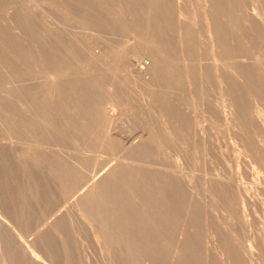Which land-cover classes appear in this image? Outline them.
Here are the masks:
<instances>
[{
  "label": "bare ground",
  "instance_id": "bare-ground-1",
  "mask_svg": "<svg viewBox=\"0 0 264 264\" xmlns=\"http://www.w3.org/2000/svg\"><path fill=\"white\" fill-rule=\"evenodd\" d=\"M60 1L64 4L69 2L68 0L66 3L64 0ZM60 1L53 0L52 2L61 3ZM81 1L83 5L89 2V0ZM116 1H113L114 4ZM129 1L136 3L134 0H126L127 3ZM90 2L93 4V1ZM107 2L109 3V1L105 3ZM145 2L146 12L144 10L145 14L140 17L132 14L136 11L135 9L131 13L123 12L114 15V17L117 16V19L113 17L116 20V23L114 21L115 28L117 22L118 27L119 22L126 25L125 30L122 28L123 34L117 32L121 37L117 35L124 40L122 46H114L115 44L108 46L109 44L95 42L89 32L82 34L86 38L89 37L88 39L91 38L92 41L82 38V41L85 39L87 42L74 44V40L70 42L71 36L68 34L72 29V22L66 21L71 19V17L66 18L68 15L64 17V21L71 25L68 32L67 28L65 30L60 28V22H57L59 19L53 20L58 23H55L54 29L53 26H50V30H47L45 26L43 27L46 29L38 27L41 23L38 24L40 14L44 15L46 12H43V9L40 16L36 13L38 19L37 15L35 17L31 15L32 13L27 14L30 18L29 22L36 25L35 29L33 27V30L27 29L25 24L26 30L23 27L25 25L21 24L23 29L19 34L17 31L7 32L14 33L13 38H17L16 41L19 42L22 51H20L21 60L14 59L15 57L12 56L7 58V67L9 70L13 67L18 69L19 73L16 72L18 73L16 75L22 72L21 82L19 80L18 83H21V88L25 91L7 93L4 97L6 107L0 110V133L2 132L3 135L2 141L0 140V150L12 155L13 164L23 165V170L18 177L26 189H29L31 178L28 169L32 168L33 171L30 170V172H33L31 175L34 189L31 188L34 191L39 189L45 195L46 192L56 194L55 205H62V207L64 205L60 211H55L56 209L50 206L52 209H49V213H59L47 226L48 228L46 227L44 232H37L36 236L41 237V234L49 236L48 233L55 232V229L51 231L50 227L54 228L57 221L69 219L71 223L72 219V221L75 220L73 222L78 223H74L75 225L87 226L83 228L85 230L88 228L93 236L90 238L95 239L96 246L102 251L101 247L105 244L107 246L112 239V232L117 231V239L119 238L120 242L118 248L116 249L115 245L112 246L110 242V245L116 249L115 252L112 248L114 250L113 260L111 259L113 262L117 259L120 262H128L131 258L132 264H264V225L260 229L258 220L255 226H259V230L252 232L253 230L249 229L250 235L243 240V243H246L245 247H239L236 244V238L235 242L233 241L232 227L230 228L232 234H228L231 238L223 232H221L223 234L218 233L223 242V246L220 247L221 251H218V246L216 249V238L212 235L211 237L208 235L201 245L198 228L194 226V223H197L195 222L196 215L202 211H197V208L203 207L202 202L206 199L213 202L214 199L226 196L229 200L227 208L231 211L229 216L226 213L227 217L230 221L235 220L236 224L243 222L245 228L247 226L250 228L256 223L255 220L258 217L256 215L264 212V0H199L197 17L200 21L198 24L202 28L201 35L194 27L197 22L193 25L183 18V15H188L186 9L188 0H147ZM89 3L86 4L88 9L91 8L90 5L93 7L95 4L96 6V3L93 5ZM118 3L115 4L116 7ZM136 4L139 8H143V3L141 6L138 2ZM37 6L42 7L36 3L34 10ZM52 6V8L56 7ZM69 6L65 7L66 11ZM100 6L95 8L96 12L98 11L96 17L101 14ZM128 6L133 7L132 4L131 7L128 4L125 9H128ZM110 7L114 6L110 5ZM116 7L114 9L118 12ZM58 9L56 8L57 11ZM28 10L26 12L30 13ZM69 10L72 12L71 9ZM90 10L87 12L88 17ZM57 11L54 9L52 15L57 14L58 16ZM48 13L44 15V18L45 16L52 17ZM75 14L77 15V12ZM103 14L104 11L101 14L103 17L98 15L99 20L97 18L95 20L99 22L101 19H107L108 16L104 14L105 18ZM194 14L193 11V17H196ZM60 15L61 13L59 17ZM91 15L93 18V11ZM22 16H19L20 20ZM74 17L82 19V17L72 15V18ZM193 17L189 18L194 19ZM110 18L109 16L108 19ZM195 19L194 21L197 20ZM18 20L15 22L18 23ZM95 22L91 23V26L99 27L100 24L95 26ZM111 22L109 24H112ZM91 26H87V30H94ZM7 27L11 28L9 25ZM112 27L114 28L111 25ZM96 28L95 33L97 31L100 34L104 29L102 28L99 32L100 28L98 30ZM2 31L6 32V30ZM103 32L111 35L106 31ZM128 35H134L136 40H131ZM39 36L42 40L48 41V43L45 42L47 45L49 43L50 45L45 46L43 42L41 44ZM200 37L203 39L200 40ZM11 38L7 39L10 41ZM37 39L40 44L35 45L33 42ZM15 43L12 45L14 46ZM3 55L5 56L4 53ZM0 59L4 57L0 56ZM145 60L148 61V65H144ZM134 62L139 63V70ZM4 75L3 73L1 77ZM3 82L7 84L5 80ZM8 84L11 85L10 82ZM217 85L219 87L218 97L213 93V88H217ZM30 89L33 93H27ZM203 90L211 95L207 96ZM11 91H13L12 88ZM193 98L197 99V104L194 103L199 107V110L194 108V112L201 110L200 113L208 115L207 117L205 114L206 119L210 122L214 120L219 123L216 124L218 127L223 125L226 128L223 129L228 131L233 151L238 152L232 164L235 167L234 172L223 170L222 173L214 174L209 161L203 159L204 170L203 173L201 171V174H198L193 164L191 165L186 159L185 149L188 147L193 150L196 144H200L210 149V153L216 147V145L213 147L210 127L203 125L205 117L199 113L196 115L197 111L196 114L191 111ZM70 135H74L75 140L81 146L86 149L89 147L93 153H102L109 157L117 155V157L111 158L114 161L111 164H108L106 159L96 161L93 170H87L84 163L94 162L95 157L87 158L86 154V158L81 156L75 162H71L64 155L65 152L62 153L64 148L62 145L66 137L69 138ZM222 142L225 144V139ZM108 144L113 146L112 149L114 148L111 153L106 151ZM182 145L185 149L180 147ZM165 149L168 152L164 151ZM175 151H179L178 156L182 155L186 165L185 169L176 167L179 159L175 167L160 162L162 154ZM225 158L227 159V156ZM221 165L220 167L225 169V165L223 164L224 168ZM1 193L0 190V233L5 237H13L18 248L31 264H45L40 258L37 260L34 255L33 242L36 240L33 239L26 243L21 241L24 236L17 228V223L21 220L18 221L10 214V204L6 201L7 199L5 201L3 200L5 198L1 199ZM39 195L41 197V193ZM34 196L32 198L36 197ZM22 198L24 200V197ZM22 198L20 197L21 200ZM23 200L21 202L26 201ZM224 201L220 199L219 203ZM224 204L228 205V202L220 203V205ZM201 207L199 208L203 209ZM179 208L181 213L178 211ZM208 208L206 207L207 212H209ZM28 209L30 212L31 208ZM21 210L23 209L21 208L17 213L20 214ZM49 213H47L48 216ZM178 213L180 219L178 217L176 222L180 220V226L175 229L177 230L175 240L169 244L171 225ZM18 214L17 216L21 218ZM205 217L207 218V214ZM199 219H201L200 215ZM232 223L235 225L234 221L230 222L231 225ZM56 224L59 230L58 224L61 222ZM83 228H79L80 231ZM59 236H61L60 233ZM62 239L66 241V238ZM63 240L60 242L64 244ZM69 247V250L75 249ZM137 249H142L141 254L145 249L146 255L144 254V257L136 255ZM62 251L57 250V255L65 258L66 253L64 255ZM77 253L80 257L81 252ZM66 257L65 259L71 264L72 258ZM9 262L10 260L5 264H10Z\"/></svg>",
  "mask_w": 264,
  "mask_h": 264
},
{
  "label": "rangeland",
  "instance_id": "rangeland-1",
  "mask_svg": "<svg viewBox=\"0 0 264 264\" xmlns=\"http://www.w3.org/2000/svg\"><path fill=\"white\" fill-rule=\"evenodd\" d=\"M20 1V2H19ZM34 1H36L35 2V4H34ZM38 1V2H37ZM48 1H49V3H48ZM53 0H0V26H2V27H4V26H6V27H4L3 29H1L2 27H0V35H2L3 36V38H2V36H0V40H1V42H0V47H2V48H0V56H1V58H3L4 57V59H0V62L3 60L4 62L2 63H0V72H2V73H0V74H2L3 75V73L5 74L4 75V77H1L0 76V79H2L3 81L5 80V83H7V84H4V82L2 81L1 83H0V95L2 96H0V110H3V109H5V107H6V101H5V95L7 94V93H22V92H24L23 90H22V85H20L21 83H18V81L19 82H21V79H22V72H21V74L20 75H16V74H18L19 73V71H18V69H16V68H12L11 70H9L8 69V59L7 58H9L10 56H12L14 59H19V60H21L22 59V57H21V47H20V44H18L19 42L18 41H16L17 40V38L15 37V38H13L15 35H13V34H9V33H12V32H18V34L20 33V32H22V25H27V27H26V25L25 26H23V27H25L24 29H31V30H33V28L35 29L36 28V25H33V23L31 22H29V20H30V18H29V16L28 15H30L31 13V15H33V16H35L36 17V15L38 14H40V12L42 11V9H43V12L44 11H48L49 10V8H50V11H48L47 13L50 15V16H52V17H49V16H45V18H44V15H47V13L46 12H44L45 14L43 15V14H40L39 16H40V18H42V19H40L39 17H38V15H37V19L39 20L38 21V24L40 23V26L38 25V27H43V26H45L46 28H48L47 30H50V28L53 26V29H54V26H55V23H57V22H60L59 23V25L61 26L60 28H64V30H65V28H67L66 29V31L68 32L71 28H70V26L72 25V29L70 30V32H68V34L71 36L70 38H71V40H70V42H73L72 40H74V44H82V43H84V41L85 42H87V41H92V40H90V39H88L89 37H84V33L86 32H89V33H91L92 34V38L95 40V42L97 41L98 43H105V45L107 44H109L108 46H113L114 44V46H122V44H123V42H124V40H122V38H120L121 36L119 35L120 33L119 32H121V34H123L122 33V31H123V29L126 27V25H125V23H122L121 22V24H122V26H121V24H120V22H119V27H118V22H117V27L119 28H115V25L116 24H114V21H115V23H116V20H114V18L115 19H117V16H115L114 17V15H117L118 13H126V12H129V13H131L132 12V10H136V11H134V12H132V14H136L137 16H141V15H143V14H145L144 12H146V6H145V4L147 3V2H145V1H147V0H143L142 1V3L144 4V2H145V4L144 5H142V3H141V0H137V1H135L134 0V2H138V4L139 3H141V4H139L140 6L142 5V7L144 8H141V9H143V10H141L140 8H139V6H137V4L136 3H133V2H131V1H129V2H131V4H132V6L133 5H135V6H133V7H131V4L128 2H126V0L124 1V0H120L119 1V3L116 1V0H106V1H109V3L107 2V3H105L106 1L104 0V2H103V0H96L97 2H94L95 0H89V2L90 1H93V4L94 3H96V6H97V8H99V6H100V3L101 2H103V3H101L102 5L100 6V9L99 10H101L100 12H101V14H102V12L104 11V14H106V16H108V18H109V16L111 17L110 19H108V21L109 22H111L112 24H109V22L107 21V19H103L105 22H102L103 20L101 19V21H99L98 22V20H99V18H98V15H97V17H96V13H98V11L96 12V10H95V8H96V6H95V4H94V6L92 7L91 5L89 6V7H91L92 9H94L95 10V12H94V10H92L91 8H89L88 9V6L86 5V4H88L89 2H87L88 0H85V2H87L86 4H82V1L81 0H68L69 2H68V4L66 3V0H64V2L66 3V4H64L62 1H60V0H56V1H60L61 3H59V2H52ZM101 1V2H100ZM113 1H116V3H118L119 5L121 4V6H119L118 4H117V7H116V3L114 4V2ZM121 1H124V2H121ZM128 1V0H127ZM133 1V0H132ZM197 1V2H196ZM198 1L199 0H188V4H187V6H186V9H187V12H188V15H190V16H188L187 14H185V15H183V18H184V20L186 19V21H188L189 23H191V24H196L195 22H197V24L194 26L195 27V29L200 33V35L202 34V28H201V25H199L198 23H200V21H198L199 19H198V17H197V14H199V7H198ZM9 2H11V4L9 3ZM22 2V3H21ZM40 2V3H39ZM84 2V1H83ZM84 2V3H85ZM121 2V3H120ZM126 2V3H125ZM9 3V4H8ZM14 3V4H13ZM30 3V4H29ZM36 3L38 4V5H41L42 7H40V6H37L36 8L37 9H35L34 10V6L36 5ZM129 4L130 5V7L131 8H129V6H128V9L126 8L125 9V7L127 6H124L125 4ZM13 4V5H12ZM27 4H29V5H27ZM33 6H32V5ZM45 4V6H43ZM70 4H72V5H70ZM89 4H92L91 2L89 3ZM92 4V5H93ZM106 4H108L107 5V7H105L106 6ZM52 5H54V6H56L55 8H52L53 6ZM66 5V6H65ZM70 5V6H69ZM99 5V6H98ZM104 5V6H103ZM110 5L111 6H114V7H112L113 8V10H112V8L110 7ZM60 6H65V7H68L69 6V9H71L72 10V12L69 10V9H67V11H66V8H65V11H66V13H65V11H64V8H61ZM87 6V7H86ZM119 6V7H118ZM192 6V7H191ZM11 7V8H10ZM20 7V8H19ZM34 7V8H33ZM41 8V10H38V9H40ZM48 7V8H47ZM60 7V8H59ZM104 7V10H102V8ZM116 7V10H118V12L117 11H115V8ZM123 7V10H121V8ZM135 7V8H134ZM32 9L31 11L30 10H28V9ZM46 8V9H45ZM53 10H52V9ZM56 8L58 9V11L56 10ZM87 8V9H86ZM96 8V9H97ZM119 8V9H118ZM198 8V9H197ZM54 9H55V11H57L56 13H58V16H57V14L54 16V15H52V14H54ZM93 11V18H91V14H92V11ZM108 10L106 13H105V11L106 10ZM191 9V10H190ZM193 9V10H192ZM24 10V11H23ZM28 10V12L30 11V13H27L26 11ZM33 10H34V12H35V14H34V12H33ZM75 10V11H74ZM88 10H90L89 11V17L87 16L88 15ZM128 10V11H127ZM145 10V11H144ZM196 10V11H195ZM198 10V11H197ZM71 13H70V12ZM120 11V12H119ZM144 11V12H143ZM191 11H192V13H191ZM193 11H194V15H196V19L193 17ZM9 12V13H8ZM23 12V13H22ZM24 12L26 13L25 15H24ZM39 12V13H38ZM62 12H64V14L62 13ZM73 12H74V14H73ZM77 12V15L75 14ZM99 12V13H100ZM114 12H116V13H114ZM135 12H137V13H135ZM17 13V14H16ZM37 13V14H36ZM42 13V12H41ZM51 13V14H50ZM61 13V15H60V17L61 18H63V19H61L60 17H59V14ZM69 13V14H68ZM91 13V14H90ZM94 13H95V15H94ZM108 13L110 14V15H108ZM113 13V14H112ZM23 16H22V15ZM28 14V15H27ZM73 16H77V17H82V19H79V18H76V17H74L76 20H73L74 18H72V15ZM99 15V16H102V15ZM103 14V15H104ZM43 15V16H42ZM68 15V16H67ZM70 15V16H69ZM113 15V16H112ZM192 15V16H191ZM19 16H22V20H20V17ZM67 16V17H66ZM105 16V15H104ZM106 16H105V18H106ZM46 17H47V19H46ZM55 19H54V18ZM64 17H66V18H70L71 17V19H68V20H66V21H68V22H72L71 23V25H68V24H70V23H67L66 21H64L65 20V18ZM85 17H86V19H85ZM103 17V16H102ZM114 17V18H113ZM191 17H193L196 21H194V19H190ZM14 18H16L15 20H14ZM19 20H18V19ZM87 18H88V20H87ZM90 18H91V20H90ZM98 19V20H95V19ZM25 21H24V20ZM56 19H59V20H57V22L56 21H53V20H56ZM19 21L18 23L17 22H15V21ZM41 20V21H40ZM52 20V21H51ZM71 20H73V21H71ZM85 20V21H84ZM87 20V21H86ZM191 20V21H190ZM193 20V21H192ZM64 21V22H63ZM83 21H84V23H83ZM91 21V22H90ZM95 22V26H98L99 24V27H92L91 26V23L92 22ZM15 22V23H14ZM62 22H63V24H62ZM93 22V23H94ZM98 22V24L96 25V23ZM102 22V23H101ZM2 23V24H1ZM17 23V24H16ZM28 23H30V24H28ZM92 23V24H93ZM104 23V24H103ZM5 24V25H4ZM11 24V25H10ZM22 24V25H21ZM49 24V25H48ZM58 24V23H57ZM105 24H106V26H105ZM110 26H109V25ZM114 24V25H113ZM139 24V23H138ZM11 26V28L13 29H11L10 27H7V26ZM20 25V26H19ZM31 26V28H30V26ZM103 25V26H102ZM111 25L112 26H114V28L112 27L111 28ZM51 26V27H50ZM79 26V27H78ZM90 27L91 26V29L92 28H94V32H92V30H87V28L88 27ZM142 26V25H141ZM33 27V28H32ZM45 27H43V29L45 28ZM80 27H82V28H80ZM108 27H109V29H108ZM199 28V29H201L200 31H199V29H197V28ZM7 28V29H6ZM10 28V29H9ZM16 28V29H15ZM19 28H20V31H18L19 30ZM45 28V29H46ZM74 28H76V29H74ZM86 28V29H85ZM95 28H96V30H98V28H100L99 29V32H101V30H102V28H107V29H103L102 30V32L103 31H106V32H108V33H110L111 35L109 36V35H106V34H104V32L102 33L101 32V34L100 33H98L97 31H96V33H95ZM123 28V29H122ZM11 31H9V30ZM26 29V30H27ZM83 29V30H82ZM90 29V28H89ZM113 29V30H112ZM143 29V28H142ZM2 30H6V32L5 31H2ZM75 30V31H74ZM112 30V31H111ZM115 30H116V33H115ZM120 30V31H119ZM125 30V29H124ZM23 31H25V30H23ZM114 31V32H113ZM143 31H144V29H143ZM5 32V33H4ZM7 32H9V33H7ZM74 34H73V33ZM119 34H118V33ZM84 35H83V34ZM107 33V34H108ZM113 33H115V35H114V37H117V38H114V37H112L113 36ZM4 34H6V36L4 37ZM17 34V33H16ZM96 34V35H95ZM120 36H118V35ZM8 35V36H7ZM9 35L15 40H13L11 37H9ZM72 35H74V37H75V39H77V41H75V39H74V37L72 36ZM97 35H100V36H97ZM102 35V36H101ZM117 35V36H116ZM108 36V37H107ZM129 36V38L131 39V40H136V39H134V38H136L134 35H128ZM40 37V36H39ZM81 37V38H80ZM101 37H103V39L101 38ZM6 38V39H5ZM7 38H11L14 42H16L15 44H16V46H15V44H14V46L12 45L14 42L10 39V41H9V39H7ZM70 38H68V39H70ZM82 38H85L84 39V41H82L83 39ZM105 38H107V39H105ZM110 38V39H109ZM120 40H119V39ZM82 39V40H81ZM99 39V40H98ZM203 38L202 37H200V40H202ZM3 40V41H2ZM6 41V43H5V41ZM36 40V39H35ZM39 40H41L40 42H41V44H43V43H45V42H47L48 43V41H46V40H42V38L40 37L39 38ZM39 40L37 39V41H34L33 43H35V45L36 44H40V42H39ZM12 41V42H11ZM100 41V42H99ZM120 41H121V43H120ZM43 42V43H42ZM69 42V43H70ZM115 42V43H114ZM117 42V43H116ZM118 42H119V44H118ZM9 43V44H8ZM11 43V44H10ZM72 43V44H73ZM46 44V43H45ZM44 44V45H45ZM111 44V45H110ZM12 46V47H10V46ZM18 45V46H17ZM43 45V46H44ZM48 45H50V43L48 44ZM47 44L45 45V46H48ZM124 45V44H123ZM38 46H42V45H38ZM4 47V48H3ZM15 49V50H14ZM21 51V52H20ZM13 54V55H10L11 53ZM15 52H16V54H15ZM19 52V53H18ZM3 53L5 54V56L3 55ZM9 54V55H6V54ZM21 53V54H20ZM20 55V56H19ZM8 56V57H7ZM18 56V57H17ZM30 57V56H29ZM117 57V56H116ZM6 58V59H5ZM5 61H6V63H5ZM147 60H145V61H143V63H144V65H148V61L146 62ZM134 64H135V66H136V68H137V70H139L140 69V66H139V63H137V62H134ZM137 64V65H136ZM4 70H3V69ZM2 70V71H1ZM9 70V71H8ZM14 70V71H13ZM7 72H9L8 74H7ZM16 72H18V73H16ZM15 73V74H14ZM7 74V75H6ZM11 74V75H10ZM15 75V76H14ZM8 76V77H7ZM12 78H11V77ZM7 77V78H6ZM11 78V79H10ZM13 78H15L14 80H12ZM20 78V79H19ZM6 79L11 83V85L10 84H8L9 82L8 81H6ZM11 80H12V82H11ZM15 81V82H14ZM16 83H18V84H16ZM13 84H15V85H13ZM4 85V86H3ZM7 85V86H6ZM9 85V86H8ZM11 86V87H10ZM6 87V88H5ZM8 87H10V89L8 88ZM11 88L13 89V91H11ZM15 88H16V90H15ZM18 88V89H17ZM20 89V90H19ZM214 89H216V90H214ZM18 90V91H17ZM206 90V89H205ZM205 90H203V92L204 93H206L205 92ZM20 91V92H19ZM213 93H215V96H217V94L219 93V87H218V85H217V88L216 87H214L213 88ZM215 91H217V92H215ZM28 92H31V93H33V91L30 89L29 91H27V93ZM3 94V95H2ZM207 94V96L208 95H211V93L209 94V93H206ZM134 96V95H133ZM218 97V96H217ZM197 104V99L195 100L194 98H193V107L191 106L190 108H192V110L191 111H193V113H195L196 114V111L194 112V110L195 109H198L199 110V107L198 106H195V103ZM3 103V104H2ZM195 106V107H194ZM197 107V108H196ZM195 108V109H194ZM201 111V110H200ZM200 111H197V114L196 115H198V113H199V115H203L204 117H205V119H203L204 120V122H203V120L201 121V122H203L204 124L203 125H208L209 127H210V129H211V133H212V142H213V147H215V145H216V147H217V151H216V147H215V149L213 148L211 151H212V153H210L209 151H210V149H207V147L205 148V147H203L202 145H200V144H196L195 145V147L194 146H191V147H194L193 148V150H192V148H184V146L182 147V146H180L182 149H185V156H186V159L190 162V164L194 167V169L196 170L195 172H197L198 174H201V171H202V173H203V170H204V166H202V163H203V165H204V162H203V159H205L206 161H209L208 163L210 164V166H211V169L213 170L212 171V173H214V174H218V173H222L223 172V170H224V172L225 171H232V172H234L233 171V169H235V167H234V165H232L233 163H234V160H235V158L238 156V152L236 151V150H234L233 151V146H232V141H230V135L228 134V131L227 130H224V129H226L223 125L222 126H220V127H218V125H216V124H219V123H217V122H215L214 120H212V122H210V120L209 119H206V116L208 117V115L206 114V116H205V114L203 113H200ZM208 120V121H207ZM214 121V122H213ZM211 124V125H210ZM217 126V127H216ZM215 128V129H214ZM218 128V129H217ZM224 128V129H223ZM221 131V132H220ZM222 132H226L225 134H223ZM71 134H73V133H71ZM215 134H216V136H215ZM228 134V135H227ZM218 135V136H217ZM3 135H2V132L0 133V140L2 141V137ZM71 136V135H70ZM69 136V138L68 137H66V141H65V143L62 145L63 147H61V148H63V150H62V153H64V155L66 156V157H68L70 160H71V162H75L76 161V159L77 158H79V157H81L82 156V158H86V154H87V158L88 157H95V160H94V162H85L84 163V165H86V166H84L87 170H93V165L95 164V162L97 161H103V159L105 160L106 159V161H107V163L108 164H111V163H113L114 161H113V159H111V158H114L115 159V157H117V155L116 156H114V157H109V156H106V155H104V154H102V153H93L91 150H90V148L89 147H87V146H85V147H87V149L86 148H84V146H81V144H79V142H77V140H75V138H74V135H72L71 137ZM215 136V137H214ZM220 136H221V138H220ZM224 136V137H223ZM219 138V139H218ZM213 139H214V141H213ZM224 139H225V144H224V142H222V141H224ZM0 141V142H1ZM227 141V142H226ZM222 142V143H221ZM229 142V143H228ZM68 143H70V144H68ZM72 143V144H71ZM215 143V144H214ZM198 146H199V148H198ZM75 147V148H74ZM110 147H111V149H112V145L110 146V144H108L107 146H106V151L107 152H112V151H114V148L111 150L110 149ZM202 147H203V151H202ZM229 147V148H228ZM226 148H228V149H226ZM231 148H232V150H231ZM207 149V150H206ZM65 150H67V151H65ZM190 150V151H189ZM191 150H192V152H191ZM233 153H235V154H231L232 152ZM64 151V152H63ZM164 151H167L166 149L164 150ZM187 151V152H186ZM194 151V152H193ZM198 151V152H197ZM214 151H216V152H214ZM221 151V152H220ZM2 152V153H1ZM68 154H67V153ZM168 152V151H167ZM178 152L179 151H175V152H169V153H167V154H162L161 156H160V158H162V161H160V162H163V163H166V165H170L171 167H175L176 165H177V162H178V165L176 166V167H178L179 169H185L186 168V165L184 164V160H183V158H182V155H180V156H178ZM200 152H201V154H200ZM203 152V153H202ZM219 152V153H218ZM224 152H226L225 154H224ZM0 190H1V194H2V196H4V197H2L1 196V199L2 198H5V199H3L4 201L6 200L9 204H10V214L11 215H13L14 217H16V219L18 220V221H20V222H18V223H20V224H18L17 223V228L19 229V231L23 234V238L21 239V241L22 242H24V243H26V242H31V241H33V239H34V241L35 242H33V246H34V248H33V252L35 253L34 255H35V257H36V259L38 260V258H40L45 264H70V262L68 261V260H66L65 258H67L66 256H68V258H72V263L71 264H107L106 262H109L108 264H132V261H131V258L128 260V262H120L119 261V259H117V261H112L113 260V252H114V250H115V252H116V249L118 248V245L120 244V242H119V238L117 239V231L115 230V231H113L112 232V239H110V242L112 243H110V242H108V244H107V246H108V248H107V246H106V244L105 245H103V247H101L102 246V244H100L101 246V248L103 249V251L100 249V248H98L97 246H96V242H95V239L93 238H90L92 235L90 234V232H89V230H88V228H86V230L84 229L85 227H87L86 225H85V227L84 226H82V225H84V224H79V226L78 225H75V224H78V223H76V222H73V221H75V220H73L72 221V219H71V223H70V221H69V219H61V220H59V221H57L56 223H59V222H61V224H58L59 226V230H58V228H56L57 227V224L55 223L54 225H55V227L54 226H52V227H54V228H51L50 227V229H51V231H54V229H55V232H53V233H48L49 234V236H50V238H49V236H46V235H43V234H41V237H39L38 235L36 236V234H37V232L39 233L40 231H42V232H44V230L46 229V227L48 226V225H50L51 223H52V220L55 218V216L59 213H57V212H53V213H49V209H52L51 207H53V209L55 208L56 210L55 211H60V210H62L63 208H64V205H63V207H62V205H55V198H56V194L54 195V194H51L50 192H46V195L42 192V191H40L39 189H35V191L33 190L34 189V186H33V177H32V171H33V169L31 168V169H28V174L30 175V180H29V189H26L24 186H23V184L21 183V181H20V178L18 177L19 176V174H20V172L23 170V165H21V163H12V155H10L9 153H3V151L2 150H0ZM217 156H215L214 154ZM4 154V155H3ZM6 154V155H5ZM8 154V155H7ZM204 156H203V155ZM213 154V155H212ZM104 155V156H103ZM184 155V154H183ZM212 155V156H211ZM219 155V156H218ZM234 155H235V157H234ZM84 156V157H83ZM167 156V157H166ZM201 156V157H200ZM227 156V159L225 158ZM179 157V158H178ZM211 157V158H210ZM215 157V158H214ZM221 159H219V158ZM234 157V158H233ZM96 158H97V160H96ZM200 158H202V159H200ZM232 158V159H231ZM102 159V160H101ZM164 159V160H163ZM170 161H169V160ZM179 159V160H178ZM226 159V160H225ZM168 160V161H167ZM178 160V161H177ZM204 160V161H205ZM216 160V161H215ZM221 163V161H222V165L220 164V163H218V161ZM202 161V162H201ZM230 161H231V163H230ZM171 162V163H170ZM173 162H175L174 164H173ZM181 162V163H180ZM211 162V163H210ZM11 163V164H10ZM199 164H201V165H199ZM223 167V164L225 165L224 167H225V169H222L221 167H220V165ZM13 165V166H12ZM214 165H215V167H214ZM218 165H219V167H218ZM234 167H232V166ZM13 168H12V167ZM3 167V168H2ZM20 167V168H19ZM182 167V168H181ZM199 167V168H198ZM202 167H203V169H202ZM223 167V168H224ZM14 168H15V170H14ZM215 169V170H214ZM221 169V170H220ZM5 170V171H4ZM30 170H32L31 172H30ZM86 170V171H87ZM2 171V172H1ZM5 172V175H4V172ZM2 173V174H1ZM2 175V176H1ZM12 175V176H11ZM8 182H11V183H8ZM18 182V183H17ZM30 182H31V186H30ZM238 183H240L239 181H238ZM6 184V185H5ZM15 184V185H14ZM16 186H19V187H16ZM33 189H32V188ZM7 188V189H6ZM6 189V191H4ZM27 192H26V191ZM38 190V191H37ZM4 192H6L5 194H4ZM19 192V193H18ZM32 192V193H31ZM41 193V197H40V194ZM6 195H8V196H6ZM24 195V196H23ZM26 195V196H25ZM32 195V196H31ZM36 197H35V196ZM37 195H39V196H37ZM6 196V197H5ZM35 197V198H32V197ZM20 197L22 198V197H24V200H26V201H24L23 200V198H22V200L24 201V202H21L22 200L20 199ZM50 198V199H49ZM40 199V200H39ZM220 199H222V201H224V202H228V205H225V204H227V203H225L224 205H220V203L221 204H223L224 202H220L219 203V201H220ZM220 199H214V201L212 202L211 200H205V201H203L202 203H203V207H201V206H199V207H201V208H203V209H200L199 207L197 208V211L199 210H202V211H200L201 212V214H200V212H198L199 214H197L196 215V219H195V222L197 221V223H194V226H196L197 228H198V231H199V240H200V244L202 245L204 242L203 241H205V239H206V237L209 235H212V236H214L215 238H216V242H215V247H216V249H218L219 248V250L218 251H221V249H220V247L221 246H223V242H222V240H221V235L220 234H232V232H230L231 231V229L234 231L233 233V235L234 236H232V238H234L233 239V241L234 240H236L237 241V245L239 246V247H241V246H243V247H245L246 245H244V244H246V243H243V240L245 239V238H247L250 234V232H248L249 231V229L250 230H253L252 232H255V231H257V230H259L258 229V227H256L255 225L256 224H258L257 223V220H258V222H259V224L258 225H260V229H262V227H263V222H264V212H263V214H258V215H256V217H257V219L255 220L256 221V223H254V224H252L253 225V227H252V225H251V227L249 228L248 226L245 228L244 226H245V224H243V222H241V223H238V224H236V222H235V220H231L230 221V219L227 217V215L229 216L230 215V213H231V211H229L230 209H228L227 207H229V200L227 199V197L225 196H222V198H220ZM204 200V199H203ZM219 200V201H218ZM35 202H37L36 203V205L34 204ZM34 204V205H33ZM54 204V205H53ZM39 207H38V206ZM31 206V207H30ZM43 208H42V207ZM51 206V207H50ZM60 206H61V208H60ZM226 206V207H225ZM205 207V208H204ZM206 207H209L208 209H209V212H207L208 210H206ZM222 207H224V208H222ZM23 209V210H21V213L20 214H18L20 211V209ZM28 208H31V210L32 209H34V210H32V211H34V213L30 210V212H29V209ZM40 208V209H39ZM226 208V209H225ZM19 209V210H18ZM37 209H38V211H37ZM43 209H44V211H43ZM221 209V210H220ZM36 210V211H35ZM204 210H206V212L204 211ZM17 211H18V213H17ZM178 211H180L179 213H181V209L179 208V210ZM222 211V212H221ZM38 212V213H37ZM207 214V218L205 217V213ZM35 213H37V214H35ZM47 213H49V216H48V214ZM178 213V215H176L177 217H175V221H173V223H172V225H171V229H170V234H169V239H168V242H169V244L170 243H172L174 240H175V237L177 236V230H175V229H178L179 228V224H180V220H177V222H176V219L180 216V214ZM220 213H222V214H220ZM226 213H227V215H226ZM17 214L18 215H20L21 216V218L19 217V216H17ZM51 214V215H50ZM55 214V215H54ZM205 214V215H204ZM33 215V216H32ZM35 215V216H34ZM199 215H200V217H201V219L203 220V222H202V220L201 219H199L198 220V218H199ZM223 215H226V216H223ZM39 216V217H38ZM204 216V217H203ZM221 216H223V217H221ZM32 217H34V218H32ZM225 217V218H224ZM260 217H261V220H260ZM45 218V219H44ZM204 218H205V221H204ZM228 220H227V219ZM259 218V219H258ZM37 219V220H36ZM49 219V220H48ZM178 219H180V217L178 218ZM224 219H226V220H224ZM242 220V219H241ZM263 220V221H262ZM199 221V222H198ZM232 222V221H234V223H235V225L233 224V225H231L230 224V222ZM37 222V224H35ZM73 222V223H72ZM213 222V223H212ZM240 222V221H239ZM25 223V224H24ZM75 223V224H74ZM176 223H178V225L176 224ZM214 223H215V225H214ZM223 223V224H222ZM21 224H22V226H21ZM40 224V225H39ZM47 224V225H46ZM195 224H198V225H195ZM262 224V225H261ZM37 225V226H36ZM46 225V226H45ZM175 225H176V228H175ZM217 225V226H216ZM241 225V226H240ZM243 225V226H242ZM40 226H42L43 227V230H42V227H40ZM77 226L79 227V228H83V229H81L82 231H80V229L79 228H77ZM82 226V227H81ZM215 226V227H214ZM234 226V227H233ZM35 227H37V228H39V229H37V228H35ZM227 227V228H226ZM229 227V228H228ZM232 227V228H231ZM240 227V228H239ZM48 228V227H47ZM215 228H216V230H217V232H216V230H215ZM224 228V229H223ZM231 228V229H230ZM236 230H235V229ZM242 228V229H241ZM244 228V229H243ZM37 229V230H36ZM41 229V230H40ZM53 229V230H52ZM56 229L59 231V233H60V235L61 236H59V233H57L58 231H56ZM230 229V230H229ZM243 231V230H245L247 233L245 234V231H241V230ZM24 230V231H23ZM61 230V231H60ZM84 230V231H83ZM223 230V231H222ZM227 230V231H226ZM228 230H229V232H228ZM263 230H264V227H263ZM175 231H176V233H175ZM228 232V233H226V232ZM221 232H223V233H221ZM35 233V234H34ZM57 233V234H56ZM63 234V236H62V234ZM174 233H175V236H174ZM218 233H220L219 235H218ZM33 234H34V236H33ZM56 234V235H55ZM236 234V235H235ZM2 234L0 233V264H5L6 263V261H7V263H8V260H10V264H31L30 263V260L28 259V258H26L24 255V253H22L21 252V250H20V248H18V246H17V242H15L14 241V238L13 237H11V236H7V237H5V235H2ZM53 235V236H52ZM42 236H44V237H42ZM113 236H115V238H113ZM229 236V235H228ZM5 237V238H4ZM38 237V239H35V238H37ZM74 237V238H73ZM93 237V236H92ZM211 237V236H210ZM230 238H231V235L229 236ZM239 237V238H238ZM44 238H46V239H44ZM56 240H54V239ZM62 238H66V241L65 240H63ZM236 238V239H235ZM42 239H44V240H42ZM57 239H60V240H57ZM65 241L64 242V244L66 245H69V246H65L64 244H63V242H60V241ZM91 239L93 240L92 241V243H90L91 242ZM77 240V241H76ZM115 240V241H114ZM117 241V242H116ZM235 242V241H234ZM77 245H76V244ZM78 243H80V244H78ZM114 243V244H113ZM239 243V244H238ZM243 243V244H242ZM78 246V248L76 249V246ZM113 246V245H115L114 247L116 248H114V247H112L111 245ZM2 245H3V247H2ZM71 245H73V247L71 246ZM80 245V246H79ZM75 246V247H74ZM83 246L85 247V248H83ZM106 246V247H105ZM111 246V247H110ZM217 246H218V248H217ZM68 247L69 248H75L74 250H72V249H68ZM80 248V249H79ZM114 250H113V249ZM110 249V250H109ZM57 250H63L62 252H63V254L64 253H66V256H65V258L64 257H62V256H59V255H57ZM79 251V253H80V257L77 255L78 253V251ZM80 250H82V251H80ZM140 250H142V249H137L135 252V254L136 255H139L140 257H144L145 255H146V250L145 249H143V251H142V254H141V251ZM6 251H7V254H6ZM86 251V252H85ZM111 251V252H110ZM5 252V253H4ZM74 252H76V253H74ZM102 252V253H101ZM24 254V255H23ZM104 254V255H103ZM145 254V255H144ZM12 255H14V256H12ZM65 255V254H64ZM109 255H110V257H109ZM7 256H12V257H7ZM15 256L17 257V258H15ZM77 257L79 258V259H77ZM108 257H109V260H107L108 259ZM10 258V259H9ZM17 259V260H16ZM77 259V260H76ZM112 259V260H111ZM15 260V261H14ZM84 260V261H83ZM86 260H87V262H86ZM257 260V259H256ZM112 261V262H111ZM12 262H14V263H12ZM131 262V263H130ZM33 263V262H32ZM33 264H35V263H33ZM135 264V263H134ZM137 264V263H136Z\"/></svg>",
  "mask_w": 264,
  "mask_h": 264
}]
</instances>
